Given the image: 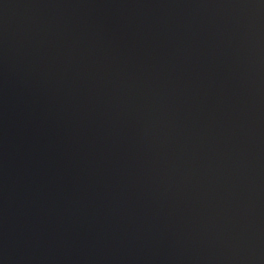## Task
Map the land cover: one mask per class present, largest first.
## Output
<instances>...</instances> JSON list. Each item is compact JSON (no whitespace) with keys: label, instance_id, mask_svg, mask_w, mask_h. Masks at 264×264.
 Instances as JSON below:
<instances>
[{"label":"water","instance_id":"95a60500","mask_svg":"<svg viewBox=\"0 0 264 264\" xmlns=\"http://www.w3.org/2000/svg\"><path fill=\"white\" fill-rule=\"evenodd\" d=\"M0 264H264V0H0Z\"/></svg>","mask_w":264,"mask_h":264}]
</instances>
